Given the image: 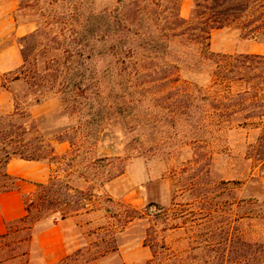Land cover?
Wrapping results in <instances>:
<instances>
[{
  "label": "rangeland",
  "instance_id": "374dc122",
  "mask_svg": "<svg viewBox=\"0 0 264 264\" xmlns=\"http://www.w3.org/2000/svg\"><path fill=\"white\" fill-rule=\"evenodd\" d=\"M56 1L48 6L44 0H18L17 22L35 30L49 10L81 12V0ZM192 4L181 0L183 18L190 17ZM13 34L0 38V47L20 41ZM241 35L234 27L214 31L211 48L220 54H264L263 44ZM15 51L0 69L20 61ZM173 85L145 97L141 130L127 138L113 128L117 138L89 153L84 148L71 153L67 142L54 143L58 157L51 180L59 204L44 207L32 224H14L0 240V264H47L37 235L53 225L61 227L67 255L51 264H230L240 250L238 243L230 245L229 234L247 230L249 239H258V221L247 226L232 207V224L229 203L261 191L257 182L248 183L249 176L264 183L260 106L248 96L236 97L244 85L235 83L230 98L205 74L184 73ZM202 97L205 103L198 102ZM58 108L54 98L31 113L49 118L44 125L54 129L75 121L58 117ZM5 114L0 109V116ZM42 193L25 197L32 216Z\"/></svg>",
  "mask_w": 264,
  "mask_h": 264
},
{
  "label": "trees",
  "instance_id": "16d2710c",
  "mask_svg": "<svg viewBox=\"0 0 264 264\" xmlns=\"http://www.w3.org/2000/svg\"><path fill=\"white\" fill-rule=\"evenodd\" d=\"M180 8L181 0H81V12L49 10L41 16L36 29L20 39V65L0 73V91L13 100L12 112L0 116V192L16 185L6 171L15 157L52 165L58 157L55 142H67L71 153L81 148L89 153L117 138L113 128L124 138L140 131L145 97L173 88L184 73L209 76L230 98L235 83L244 85L236 97H250L264 117V54H220L211 48L214 31L229 27L240 30L241 39L264 45V0H193L188 19ZM54 98L58 117L75 121L54 129L44 125L49 118L32 115L33 107ZM250 180L261 191L231 199L229 214L232 224V207L247 226L258 221L259 237L252 241L247 230L229 234L230 245L238 243L240 250L230 264H264V183ZM52 187V180L38 185L30 195L43 190L37 214L31 215L25 199L26 214L7 225L0 240L14 224H32L44 207L59 204L60 193Z\"/></svg>",
  "mask_w": 264,
  "mask_h": 264
},
{
  "label": "crops",
  "instance_id": "0c3cea01",
  "mask_svg": "<svg viewBox=\"0 0 264 264\" xmlns=\"http://www.w3.org/2000/svg\"><path fill=\"white\" fill-rule=\"evenodd\" d=\"M17 10L18 0H0V38L7 35L14 37L13 32H16L17 38H22L34 30L33 27L27 29L28 25L31 26L30 23L17 22ZM20 30L23 32L20 33ZM14 48H16L15 53L18 56L21 48L20 41L13 40L11 44L0 47V65L2 61L9 60L8 55ZM17 62L0 69V71L4 73L17 68L21 63V56L20 61ZM0 109H4L6 114L12 112L13 100L10 99L8 91H0ZM6 171L17 178V181L13 189L0 192V235L6 233L9 223L26 214L25 197L32 195L39 184H47L53 178L51 174L52 165L47 162L30 161L16 157L9 161ZM37 242L42 258L47 264L56 262L67 255L65 239L59 225H53L38 233Z\"/></svg>",
  "mask_w": 264,
  "mask_h": 264
}]
</instances>
